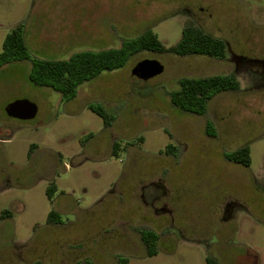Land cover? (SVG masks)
<instances>
[{"label":"rangeland","instance_id":"374dc122","mask_svg":"<svg viewBox=\"0 0 264 264\" xmlns=\"http://www.w3.org/2000/svg\"><path fill=\"white\" fill-rule=\"evenodd\" d=\"M187 22L223 39L225 58L143 50L69 100L29 80L31 59L0 66V264H264V69L252 61H264V0H0V51L16 25L31 58L66 59L147 29L170 46ZM144 58L163 71L132 76ZM214 74H234L239 90L201 115L172 104L181 78ZM15 99L34 102L35 117L7 116ZM244 145L249 166L225 157Z\"/></svg>","mask_w":264,"mask_h":264},{"label":"trees","instance_id":"16d2710c","mask_svg":"<svg viewBox=\"0 0 264 264\" xmlns=\"http://www.w3.org/2000/svg\"><path fill=\"white\" fill-rule=\"evenodd\" d=\"M226 43L223 39L205 32L201 27L187 22L183 25L179 39L170 46L161 42L152 29H147L138 37L124 40L120 47L100 50H80L72 53L66 59L31 58L26 45L21 25H16L5 35L0 51V66L13 61L31 59L28 73L29 80L39 86L51 87L61 93L66 100L75 97L77 87L98 75L102 71H110L122 67L132 55L146 50L159 53H169L177 56L201 55L223 59L226 56ZM240 82L234 74H214L203 77H183L179 87L171 92V102L181 111L203 114L207 109L208 101L218 92L236 91ZM93 112L98 114L105 125L110 124L108 112L100 106L90 105ZM207 130L213 132L211 123L207 121ZM30 144L27 156H31ZM171 147V146H168ZM118 150V145L113 144V153ZM225 157L235 163L249 166L251 162L250 147L244 145L231 152H225ZM56 191L52 182L46 188V193L51 199ZM9 214L3 210L2 214ZM57 213L51 210L47 215V222H54ZM142 242L146 254L152 256L157 250V234L151 230L141 231ZM125 260L119 263L123 264ZM206 264H217L215 257L207 255Z\"/></svg>","mask_w":264,"mask_h":264},{"label":"water","instance_id":"95a60500","mask_svg":"<svg viewBox=\"0 0 264 264\" xmlns=\"http://www.w3.org/2000/svg\"><path fill=\"white\" fill-rule=\"evenodd\" d=\"M163 71V65L154 59H141L131 69V75L141 80H148ZM7 116L19 120H29L35 117L37 105L28 99H15L4 107Z\"/></svg>","mask_w":264,"mask_h":264},{"label":"flooded vegetation","instance_id":"af4514ba","mask_svg":"<svg viewBox=\"0 0 264 264\" xmlns=\"http://www.w3.org/2000/svg\"><path fill=\"white\" fill-rule=\"evenodd\" d=\"M253 62H255V63H257V64H260L261 66H262V68L264 69V61H262V60H256V59H254V60H252ZM148 230H151V229H148ZM151 231H154V230H151ZM156 234H157V232L156 231H154ZM157 240H158V234H157Z\"/></svg>","mask_w":264,"mask_h":264},{"label":"crops","instance_id":"0c3cea01","mask_svg":"<svg viewBox=\"0 0 264 264\" xmlns=\"http://www.w3.org/2000/svg\"><path fill=\"white\" fill-rule=\"evenodd\" d=\"M7 215H9V214H7ZM1 216V215H0ZM5 216H6V213H5Z\"/></svg>","mask_w":264,"mask_h":264}]
</instances>
